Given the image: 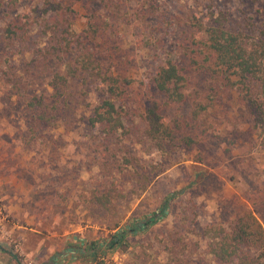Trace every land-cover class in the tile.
Segmentation results:
<instances>
[{"label":"rangeland","instance_id":"rangeland-1","mask_svg":"<svg viewBox=\"0 0 264 264\" xmlns=\"http://www.w3.org/2000/svg\"><path fill=\"white\" fill-rule=\"evenodd\" d=\"M125 1L129 6L124 11L133 13L137 1ZM149 3L157 7L155 16L148 23L136 20V27L123 28L118 41L123 55L134 64L136 88L146 80L148 68L155 71L165 60H182L187 27L179 24L178 17L185 21L192 16L211 19L225 12L236 24L244 19L264 22V0H148ZM77 8L73 28L79 34L86 27L87 17L83 9ZM15 64L14 60L5 61V51L0 46V221L3 232L20 241L26 256L37 264H52L58 256L51 247L60 243L56 233L103 240L132 220L153 214L166 200L168 215L146 231L129 235L127 246L120 247L122 263L215 264L202 234L204 229L213 224L227 226L246 206L264 214L261 138L252 129L239 92L223 88L220 78L202 65L184 63L185 102L166 107L159 98L166 123L180 137L195 139V144L188 148L182 143L170 152L157 150L149 154L142 145L125 139L137 156L148 163L162 164L166 170L147 191L117 195L105 208L96 203L93 193L98 184H110L102 165L112 159V151L103 149L98 131L88 134L81 122L71 128H33L23 97L3 80L2 72L10 70V66L14 71ZM141 89L138 100L146 95ZM140 110L131 116L135 124L140 122ZM131 125L129 119L126 126ZM121 185L126 192L130 184ZM11 205L23 207L20 221L9 213ZM16 223L36 230L29 231L30 242L19 233L24 228H14ZM2 229L0 264H19L14 251L1 239ZM41 242L51 252L47 251L44 261L30 255V250Z\"/></svg>","mask_w":264,"mask_h":264},{"label":"trees","instance_id":"trees-1","mask_svg":"<svg viewBox=\"0 0 264 264\" xmlns=\"http://www.w3.org/2000/svg\"><path fill=\"white\" fill-rule=\"evenodd\" d=\"M136 1L138 6L129 13L124 11L129 6L125 0H0V46L6 62L16 61L14 71L10 66L2 72L3 80L23 97L33 128H71L81 122L88 134L99 132L103 149L113 156L102 165L110 184H98L93 193L96 203L105 208L117 195L147 191L166 170L137 156L125 139L142 145L149 154L195 144L191 137H180L161 113L162 105L186 100L185 62L202 65L220 78L223 88L239 92L264 150V22L244 19L236 24L225 12L211 19L178 17L179 24L187 27L182 60H165L155 71L148 68L147 82L136 88L134 64L123 55L118 41L123 28L136 27V20L148 23L157 10L148 0ZM77 7L87 17L79 34L73 28ZM141 87L146 95L138 100ZM139 108L140 122L135 124L131 116ZM198 113L196 109L194 114ZM129 119L132 125L126 126ZM125 183L130 184L126 192L121 185ZM168 203L108 238L90 242L85 252L127 246L129 235L146 231L168 215ZM258 213L246 206L227 226L204 229L215 264H264V214Z\"/></svg>","mask_w":264,"mask_h":264},{"label":"crops","instance_id":"crops-1","mask_svg":"<svg viewBox=\"0 0 264 264\" xmlns=\"http://www.w3.org/2000/svg\"><path fill=\"white\" fill-rule=\"evenodd\" d=\"M9 213L14 214V217H16V219H18V221L21 220L20 215L23 214V207L22 208H15L12 205L9 207ZM26 213V212H24ZM14 221V220H13ZM17 225H14L15 229H21L24 228L22 230V232H19L26 240L27 242H30V235L33 231H36L34 229H28L24 226H22L19 223H16ZM3 222L0 221V227L1 229L3 228ZM26 226V225H25ZM15 231V230H14ZM31 231V233L29 232ZM2 233V232H1ZM56 233V237H58L60 243H53L52 244V249L54 251V253L56 252L58 256H56V258H53V260L58 259V258H62V262L61 264H88V261L90 260L89 258L85 257V255L80 254L79 255V248L85 243H90V242H99L101 238H94V239H90L88 240V238L84 237L83 239L79 236V235H75V236H70L68 233H62L59 234ZM1 239L2 241H4L3 235L1 234ZM50 247V248H51ZM49 252V247L47 246V244H45V242H41L40 245L33 250H30V255H34L35 257H38L41 259V261H44L42 259H45V257L48 256V252ZM59 251V252H58ZM51 253V252H49ZM6 254V253H4ZM1 254V255H4ZM52 260V261H53Z\"/></svg>","mask_w":264,"mask_h":264},{"label":"built area","instance_id":"built-area-1","mask_svg":"<svg viewBox=\"0 0 264 264\" xmlns=\"http://www.w3.org/2000/svg\"><path fill=\"white\" fill-rule=\"evenodd\" d=\"M6 233V234H5ZM9 233L3 232L2 235L4 238V242L8 243L9 247L12 251H14L17 260L20 262L19 264H37L34 259L28 258L26 256L25 251L23 250L22 243L12 237V235H8ZM89 247L88 243H85L81 246L79 250V255L83 254L85 257L89 258L88 264H123L121 254L119 252L120 248L115 247L114 249H107V247H103L99 252L94 254H88L87 248ZM62 258L55 259L52 264H61Z\"/></svg>","mask_w":264,"mask_h":264}]
</instances>
